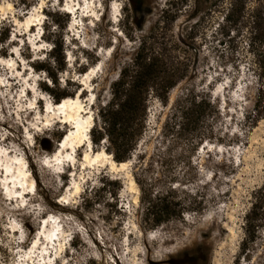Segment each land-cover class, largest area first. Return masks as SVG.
<instances>
[{
	"label": "rangeland",
	"instance_id": "1",
	"mask_svg": "<svg viewBox=\"0 0 264 264\" xmlns=\"http://www.w3.org/2000/svg\"><path fill=\"white\" fill-rule=\"evenodd\" d=\"M137 1L138 12L132 0H92L91 8L88 0H81L76 23L65 0H0V6L13 4L0 19V83L15 79L14 89L0 92V156L8 149L24 157L36 182V190L26 200L11 196L4 189L6 171L3 174L0 165V264H22L25 259L30 264L51 260L55 264H177L198 246L207 256L201 264H264L262 240L249 257L240 255L244 217L254 190L264 182V117H255L254 110L264 84L255 53L264 47L250 45L251 15L257 11L264 25V0H247L246 17L230 30L224 18L232 0L214 2L211 8L203 1L198 12L190 0L175 21L163 18L171 0ZM37 6V13L44 16L39 22L44 34L35 47L42 40L36 34L38 26L21 37L28 30L15 19L26 20ZM153 36L166 47L169 66L180 81L166 102L149 94L136 145L126 160L129 166L113 170L101 161L88 164L84 146L78 150L76 166L67 161L64 175L49 167L70 126L58 119L49 124L39 119L40 112L44 119L47 114L40 98L56 103L51 91L68 92L71 97L80 93L94 114L96 135L103 132L100 143H93L94 150L111 153L98 110L113 98L112 84L133 60L140 39ZM26 41L29 45H24ZM12 58L23 72L32 64L35 74L30 67L27 75L32 87L18 73L13 76L14 68L7 63ZM47 67L57 74V83ZM93 67L89 87L84 73ZM191 95H206L212 104L200 116L191 114L184 131L181 107L189 104ZM208 144L211 152L204 149ZM104 178L111 181L105 189ZM131 180L138 190L130 188ZM75 181L79 193L73 189ZM139 183L154 198L170 193L169 199H182L192 210L145 227ZM50 215L58 217L69 235L67 247L58 255L50 244V252L44 250L46 262H41L42 246L41 257L36 253L30 259L26 250L33 247L37 235L43 236L45 246L48 243L43 218Z\"/></svg>",
	"mask_w": 264,
	"mask_h": 264
},
{
	"label": "trees",
	"instance_id": "2",
	"mask_svg": "<svg viewBox=\"0 0 264 264\" xmlns=\"http://www.w3.org/2000/svg\"><path fill=\"white\" fill-rule=\"evenodd\" d=\"M188 1L190 0H171L168 8L163 10V18L172 21L177 20ZM194 1L195 11L198 12L203 1L208 4V8H211L210 6L214 2L220 0ZM132 3L134 10L138 12L141 3L137 0H132ZM246 8L247 0H232L230 2L224 18L229 30L243 22L247 13ZM250 26V45L264 47V25L261 23L257 11L251 15ZM229 30L226 33L227 35H229ZM8 38L9 35L5 37V40ZM57 51L58 44L55 43V54H57ZM255 60L260 78L264 81V50L255 53ZM169 63L170 59L163 43L158 41L155 36L143 37L140 39L133 60L123 66L118 79L113 82V98L110 102L101 106L98 112L104 125L105 134L110 141L111 147H108L107 150L113 154L116 161H126L136 145L139 134L138 127L141 116L146 111L149 94L153 92L166 102L170 90L180 81V78L176 77V72L170 68ZM60 67L61 69L64 68L63 62ZM46 70L53 81L57 83V74H53L51 68L47 67ZM51 93L56 102L70 96L68 92L57 93L51 91ZM188 103V105L181 107V113L185 121L180 127L184 131L187 130L185 126L191 121V114H199L200 116L203 110L212 104L206 95L201 97L191 95ZM254 110L255 117H264V84L254 104ZM95 126L92 129V139L93 143L99 144L103 138L101 136L103 132L99 130L100 136H97ZM110 183L111 181L104 178V189ZM139 184L141 187V202L143 203L141 222L147 228L181 218L186 210H192V206L187 205L182 199H169L170 193L156 195L154 198L153 193L145 184ZM243 229L244 237L240 243V255L249 257L255 251L253 248L257 246V243L261 240L264 242V182L253 192V201L250 209L245 214ZM262 249L264 253V244ZM202 251L203 247L198 246L197 250L185 253L177 264H201V262L207 260V256L203 255Z\"/></svg>",
	"mask_w": 264,
	"mask_h": 264
},
{
	"label": "bare ground",
	"instance_id": "3",
	"mask_svg": "<svg viewBox=\"0 0 264 264\" xmlns=\"http://www.w3.org/2000/svg\"><path fill=\"white\" fill-rule=\"evenodd\" d=\"M44 2L45 1L42 2L41 8L44 7ZM67 2H68L67 5L71 7V9H73L74 11L76 10V7L81 4V0H78V3H75L76 0H71ZM9 4L11 5V8L7 7V5ZM93 5H95V2H92V0H88V8L89 7L91 8V6ZM115 5L117 6V3ZM12 9H13L12 3H8L5 5L2 4L0 6V19H2L1 18L2 15H6L8 12L12 11ZM37 9L38 6L36 7V9H34L33 12L30 11L29 13H27V16L29 14L30 16L26 17V20L24 21L18 18L15 19L18 25H23L28 30V32L25 33L24 35H21V37L27 36L28 34L35 32L34 26L41 27L39 22L42 21V18L44 16L43 14H39L40 11H38L37 13ZM91 11H95L94 8ZM119 16L120 14L117 15V17ZM74 17H76V13L74 14ZM76 20L78 21V17H76L75 19V22L77 23ZM76 23L74 24L76 25L75 28L79 29L78 24ZM74 25H73V30H74ZM18 37L19 34H16V38ZM42 41L43 38L39 42L34 43L35 44L34 46L38 47ZM26 44H28V41H26L24 45ZM13 56H15L14 53ZM36 60L34 62H36ZM17 62L19 61H15L14 58L7 61V63L14 68L13 76L14 73L16 72L18 73L19 76H21V79L27 80L29 68L31 67L33 69L32 64H28L29 65L28 68H26L25 71L23 72L22 68H20V66L17 65ZM95 70L96 67H93L91 71L87 70L84 73L86 74L85 83L86 85L89 84V87L93 85L91 77L94 74ZM32 73L34 76L35 72L33 71ZM29 78L30 79L27 80L26 84L28 83V85L32 87L33 86V83L31 82L32 78L31 77ZM13 80L15 79L9 77L7 83L1 82L0 92H4V88H7V90L14 89ZM81 89L82 88H80V90ZM30 90L29 88H27L28 93L26 94V96H29ZM85 90L86 89H84V91ZM92 95H94V93H92ZM41 100L42 99L40 98V101ZM40 101H38V104L40 103ZM30 102L32 103V105L35 104L32 98L30 99ZM86 105L87 104H85L84 101L82 100V96L80 95V93H78V95L75 97L67 96L64 97L61 101L56 103L48 101L47 104H45L46 111L44 112L47 113L45 119L42 117L41 112L39 113L40 118L39 117L38 118L42 119L47 124H49L54 119H58L59 122H64L68 126H70V130L59 141L58 149L52 155L51 157L52 160L48 161L49 163L48 166L53 167L54 169L56 168L55 170L60 172L59 174L63 173L64 175L65 173L64 169L66 168L67 161L69 162L70 167H72L71 162L76 166V162L78 160V156H77L78 150L79 148L86 146L88 147L87 151L85 152V157L87 158H85L84 161L86 163L90 164L101 161L103 163H108V165L113 170L126 169L130 164L129 160L117 162L113 158V155L107 152L105 149H100L98 151L94 150V144H93V139L91 137V132L95 126V117L92 112V109L88 111ZM1 108H3V106L0 101V110ZM211 145L212 144H208V146L206 145L204 149L206 150L208 147L207 152H211V149L209 148V146ZM65 150H67L66 153H64ZM53 161H55L56 163L51 164ZM0 165L2 167L3 174L6 171L5 176H2V178L4 183V189L7 190V194L11 196H19V198L26 200V198L30 195V192L36 190V182L33 178L31 169L29 168L28 161L24 157L20 155H13L12 151L8 152V149H3L2 155L0 156ZM60 170L62 171V173ZM129 186L133 190H138L134 180L130 181ZM73 189H75V193H79V191H81L79 182L75 181ZM43 219L45 225L47 222L43 234L46 237L45 240L46 239L48 240V243L45 246L46 242L43 240V236L41 235V238L38 239V235H37L32 242L33 247L32 248L30 247L31 249L29 251L26 250V254H28V257L30 259L31 258L33 259L34 257L32 255H35L36 253H38L37 257H39L41 253L38 251H40L41 247L43 246L44 248L43 250H41L43 252L42 253L43 255L41 254L43 258H41L40 261L42 262V260H44L46 262L47 257L46 255H44V250H46V253H49L51 250V247L49 245L52 244L53 249L56 250V254L58 255L62 254L64 249L67 247L66 239L68 238L69 235L65 231L64 226L61 225V221H58V217H56L55 215H50L49 218L46 216ZM52 256L53 254L51 253V255L49 256L50 260ZM53 262H54L53 260L50 261V263ZM22 264H30V263L25 259L24 261H22Z\"/></svg>",
	"mask_w": 264,
	"mask_h": 264
},
{
	"label": "snow or ice",
	"instance_id": "4",
	"mask_svg": "<svg viewBox=\"0 0 264 264\" xmlns=\"http://www.w3.org/2000/svg\"><path fill=\"white\" fill-rule=\"evenodd\" d=\"M7 7L8 8H11V5L9 4V5H7ZM44 47H47V45H45ZM85 158H87V157H85Z\"/></svg>",
	"mask_w": 264,
	"mask_h": 264
}]
</instances>
